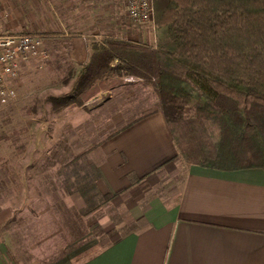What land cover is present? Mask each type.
<instances>
[{
    "label": "rangeland",
    "instance_id": "1",
    "mask_svg": "<svg viewBox=\"0 0 264 264\" xmlns=\"http://www.w3.org/2000/svg\"><path fill=\"white\" fill-rule=\"evenodd\" d=\"M5 25L44 35L48 57L24 64L15 100L0 104V206L12 213L3 235L19 264H47L90 237H105L101 224L115 219L109 200L86 212L75 185L65 184L72 167L66 176L62 164L76 156L80 168L91 163L100 141L130 117L160 109L152 86L130 75L98 90L83 107L53 113L49 97L68 92L72 82L63 83L58 67L71 64L65 34L155 43L156 28L154 21L132 20L127 0H0Z\"/></svg>",
    "mask_w": 264,
    "mask_h": 264
},
{
    "label": "trees",
    "instance_id": "2",
    "mask_svg": "<svg viewBox=\"0 0 264 264\" xmlns=\"http://www.w3.org/2000/svg\"><path fill=\"white\" fill-rule=\"evenodd\" d=\"M153 4L156 42L89 36L88 56L79 68L58 65L63 83L72 82L68 92L49 97L52 112L83 107L101 88L134 75L159 97L158 108L189 164L264 169V0ZM79 161L74 157L60 171L72 167L65 184L75 185L89 212L112 194L98 189L96 165L80 168Z\"/></svg>",
    "mask_w": 264,
    "mask_h": 264
},
{
    "label": "crops",
    "instance_id": "3",
    "mask_svg": "<svg viewBox=\"0 0 264 264\" xmlns=\"http://www.w3.org/2000/svg\"><path fill=\"white\" fill-rule=\"evenodd\" d=\"M65 37L79 68L89 35ZM130 118L92 152L112 194L105 237L47 264H264V169L189 164L161 109ZM11 214L0 206V264H19L3 235Z\"/></svg>",
    "mask_w": 264,
    "mask_h": 264
},
{
    "label": "built area",
    "instance_id": "4",
    "mask_svg": "<svg viewBox=\"0 0 264 264\" xmlns=\"http://www.w3.org/2000/svg\"><path fill=\"white\" fill-rule=\"evenodd\" d=\"M129 17L141 24L154 21L153 0H127ZM44 35L31 31L15 32L0 27V104L7 105L16 98V84L21 67L32 60L48 57Z\"/></svg>",
    "mask_w": 264,
    "mask_h": 264
}]
</instances>
